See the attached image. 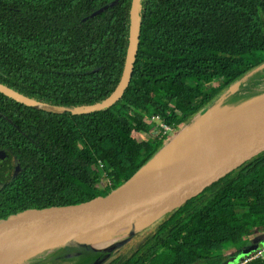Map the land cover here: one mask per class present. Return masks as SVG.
<instances>
[{"label":"trees","instance_id":"16d2710c","mask_svg":"<svg viewBox=\"0 0 264 264\" xmlns=\"http://www.w3.org/2000/svg\"><path fill=\"white\" fill-rule=\"evenodd\" d=\"M131 2L0 0V149L13 158L10 176L0 178V218L128 181L166 141L153 116L171 130L192 124L262 63L254 53L264 50V0H139L129 84L109 107L89 109L121 78ZM135 133L147 136L137 141ZM151 221L129 254L101 264H231L253 253L259 247L243 251L264 232V151ZM114 244L65 243L12 264H92ZM72 248L79 254L63 256Z\"/></svg>","mask_w":264,"mask_h":264},{"label":"water","instance_id":"95a60500","mask_svg":"<svg viewBox=\"0 0 264 264\" xmlns=\"http://www.w3.org/2000/svg\"><path fill=\"white\" fill-rule=\"evenodd\" d=\"M138 2H131L130 38L121 78L106 99L89 109L109 107L129 84L138 43ZM258 107L260 110L242 127L191 160L173 166L162 164L135 178L144 171L142 168L105 193L27 207L1 217L0 246L22 245L33 250L50 239L126 232L182 205L264 151V103ZM12 170L11 154L0 149V178H8ZM107 257L97 258L92 264H101Z\"/></svg>","mask_w":264,"mask_h":264},{"label":"rangeland","instance_id":"374dc122","mask_svg":"<svg viewBox=\"0 0 264 264\" xmlns=\"http://www.w3.org/2000/svg\"><path fill=\"white\" fill-rule=\"evenodd\" d=\"M259 59H262V63L258 66L244 72L239 77H237L234 82L226 89L225 92L218 93L216 96L212 98V100L203 108L199 113L193 115L188 121L193 122L196 120L197 115L198 119L194 123L190 124H182L177 126L175 130L166 129L163 132L161 129H158L157 125H160L161 120L159 118L153 119V124L151 125L158 135L166 134V141L164 145L156 150L149 158L147 163L144 165L143 169H148L149 167H153L160 161L165 160L170 156L172 152H174L175 145L182 137H186L189 141L191 138L195 136V132L198 130L206 129L210 124L219 120L223 114L233 108H246L253 109L257 108L261 104L264 103V50L256 51L254 53ZM243 58L254 59L251 54L243 55ZM257 58V59H258ZM219 81H213L210 83L211 91L214 90L215 85L218 84ZM12 93V92H9ZM227 95V96H226ZM226 96V97H225ZM230 100V101H228ZM196 102V100H195ZM235 103H238L234 106ZM181 111V108H179ZM157 127V128H156ZM156 128V129H155ZM155 132V131H154ZM147 135L135 133V137L137 141H143ZM158 147V143L156 144ZM153 151V148L152 150ZM153 228L152 221H147L143 224L133 227L132 229L124 232V234L116 236L113 233H99L93 234L83 237H70L67 240H58V239H50L46 242L41 243L33 250H25L19 254H17L10 264L26 259L30 256L34 250L35 252L45 247H52L53 252H60L61 248L59 247L65 243L77 244L78 246L83 245H93L99 248H104L109 246L110 244H114V248L108 251H103V256H109L111 253H114L117 256L127 255L129 254L135 247H137L145 238L148 236ZM261 236L264 237V232H259ZM252 238V237H251ZM262 244L261 246H263ZM254 244L252 242H248L244 247L245 250L243 252H249L253 250ZM63 256H74L79 254V250L77 248L69 249ZM225 253L231 255L229 249L225 250ZM232 257H228L231 259Z\"/></svg>","mask_w":264,"mask_h":264},{"label":"bare ground","instance_id":"6f19581e","mask_svg":"<svg viewBox=\"0 0 264 264\" xmlns=\"http://www.w3.org/2000/svg\"><path fill=\"white\" fill-rule=\"evenodd\" d=\"M261 107L246 109V108H233L227 111L222 117L210 124L206 129L198 130L195 132V136L189 141L186 137H182L175 145L176 150L170 154L165 160L160 161L152 168L149 167L144 171L138 173L135 178L148 173L156 166L167 165L173 166L197 156L204 151L211 149L214 145L224 140L226 136L233 133L246 122H248ZM26 249L22 245H4L0 246V264H10L13 258L25 251Z\"/></svg>","mask_w":264,"mask_h":264},{"label":"built area","instance_id":"2783aa9c","mask_svg":"<svg viewBox=\"0 0 264 264\" xmlns=\"http://www.w3.org/2000/svg\"><path fill=\"white\" fill-rule=\"evenodd\" d=\"M159 118L158 116H153V119ZM158 127L165 132L166 129H171V127L168 124H165L164 122H160V125H158ZM255 258H262L264 259V245L260 246L256 251H254L253 253L245 256L242 259L237 260L235 263H231V264H245L248 261H251Z\"/></svg>","mask_w":264,"mask_h":264},{"label":"crops","instance_id":"0c3cea01","mask_svg":"<svg viewBox=\"0 0 264 264\" xmlns=\"http://www.w3.org/2000/svg\"><path fill=\"white\" fill-rule=\"evenodd\" d=\"M249 242H252L254 244V246H253V250H254L255 248H258L262 244H264V237L261 236L259 233H256L254 236H252V238H250ZM245 253H247V252H244V254Z\"/></svg>","mask_w":264,"mask_h":264}]
</instances>
